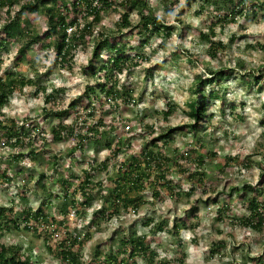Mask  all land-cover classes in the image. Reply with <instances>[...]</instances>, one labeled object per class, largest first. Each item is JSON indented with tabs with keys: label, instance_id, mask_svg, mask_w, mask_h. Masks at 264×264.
Here are the masks:
<instances>
[{
	"label": "rangeland",
	"instance_id": "374dc122",
	"mask_svg": "<svg viewBox=\"0 0 264 264\" xmlns=\"http://www.w3.org/2000/svg\"><path fill=\"white\" fill-rule=\"evenodd\" d=\"M147 2L151 12L169 24V36L162 30L139 35L134 26L140 21L137 9L130 15V26L122 27L120 32L117 29L119 11L106 8L94 26L95 32L72 49L71 61L66 64L53 63V48H34L27 52L28 61L22 58L20 66H17L13 57L18 41L0 49V72L12 71L18 75L23 70L32 79L31 84L9 95L7 104L2 107L4 115L1 118L15 117L20 126L32 132L41 127L50 132L60 119L67 123L74 118L76 111L69 108L68 103L79 96L87 84L96 80L89 68V59L97 30L105 31L109 40L125 43L130 56L139 55L136 57L138 65L118 74L120 83L116 87L122 92L125 88H132L131 99H120L117 106L100 105L90 93L87 100L79 101L77 109L80 113L78 120L85 118L87 123L77 125L73 135L45 143L44 148L57 155L56 166L40 151L28 161L17 162L12 158L11 155L19 150L25 152L30 147L38 148L39 141L27 142L20 148L7 147L0 139V166L9 162L14 180L12 183L0 182V205H7L13 199L17 216L23 207L35 209L52 191L58 193L59 197L51 196V203L46 204L45 208L46 212L57 214L61 207L71 206V202L70 196H62L61 188L50 180L51 176L79 175L82 168L91 164L94 167V180L113 177L116 175L114 159H109L105 168L101 167V162L109 154L106 143L116 141L117 134L121 132L124 138L117 153V157L121 158L137 152L145 141L166 128L179 125L182 127L173 132L174 138L164 146L166 154L173 155L176 150L179 153L185 148H195L193 155L202 154L204 157L206 188L203 185L196 187L194 179L188 180L184 174L173 170V178L182 182L183 191L177 198L169 197L164 192L161 199L152 198L148 190L145 193L146 201L137 210L121 208L119 215L99 222L94 212L101 204L99 196L104 188L97 187L89 205L80 203L79 194L73 195L78 202V211L71 207L63 221L67 225L62 228L70 234L87 237L80 247L81 260L84 261L93 257L97 249L106 254L115 251L122 246L120 240L124 235L135 232L146 235L154 251L153 264L160 261L163 264H256L264 259V226L254 230L237 217L246 212L242 188L245 184L257 185L255 192L264 199V187L259 181L264 160V9L257 8L255 14L246 9L242 14H235L234 19L216 22L214 38L222 40L226 47L219 48L216 56H210L206 51L208 42L200 31L208 32L214 15L217 17L227 12L226 9L211 0ZM18 7V4H14L12 10ZM4 11L5 8L0 9V24L5 20ZM34 18L35 28L42 30L46 25L43 12L39 10ZM110 52L111 49L105 48L98 58L92 59L91 64L98 68ZM210 68L223 69L224 76L220 79L214 77V81L205 87L206 95L214 89L216 96L208 100L199 126L192 129L184 126L193 121L187 113V102L192 96L196 78L209 76ZM51 90L55 100L66 109L67 114L61 118L51 112L47 116L42 109L45 105L49 106L44 95ZM166 101L174 104L175 109L167 119H163L161 110L166 108ZM84 105L87 108L97 106L93 116L87 114L88 109L84 110ZM99 116L105 119L121 116L123 120L130 121L119 123V127L109 132L104 131L98 141L85 139L82 148L76 149L75 143L80 134H85L86 126ZM144 124H151L153 132H149ZM214 151L216 155L211 154ZM237 154L245 161L234 157L230 159L231 163L224 165L228 155L232 157ZM185 165L193 170L195 168L191 161ZM220 168L224 169L220 171ZM17 169H21L20 174L16 172ZM41 173L45 176L42 177ZM20 188L25 189L24 196ZM246 192L251 194L253 190L246 188ZM225 202L230 209L219 211L218 208ZM174 221L181 224L179 234L171 232ZM160 222H163L164 230L156 228L155 225ZM183 222L195 225L183 227ZM0 235L3 240L21 246L40 264H63L44 245L42 231L38 228H12L2 231ZM218 241L221 243L213 253L211 244ZM256 257L261 259L257 260ZM136 264L147 262L137 257Z\"/></svg>",
	"mask_w": 264,
	"mask_h": 264
},
{
	"label": "trees",
	"instance_id": "16d2710c",
	"mask_svg": "<svg viewBox=\"0 0 264 264\" xmlns=\"http://www.w3.org/2000/svg\"><path fill=\"white\" fill-rule=\"evenodd\" d=\"M176 1V0H174ZM208 1V0H205ZM218 6L227 10L210 22L208 32L200 31V35L208 42L206 51L210 56H216L219 48H225L226 44L215 39L214 26L218 21L234 19L235 14H242L246 9H249L252 14L257 12V8L264 9V0H211ZM227 1V2H226ZM14 4H18L16 10H12ZM168 7V6H167ZM166 7V10H167ZM5 8V20L0 24V49L7 48L10 43L17 44L16 54L13 57V62L20 66L19 62L25 58L28 61V50L42 49L48 50L53 48L54 57L53 63L60 62L66 64L71 61L72 49L75 48L87 35L94 33V26L101 19L102 11L106 8H112L119 11L118 15V30L122 27H128L131 24L130 15L134 9L140 13V21L134 26L137 27V33L140 35L143 32H159L164 31L165 35L169 36L171 30L169 24L162 21L158 16L154 15L149 9L147 0H0V9ZM41 10L45 17V27L38 31L34 26V14ZM13 13L11 14V12ZM233 35H231L232 38ZM230 38V39H231ZM125 43L119 40H109L108 35L103 30H97V38L91 58L89 59V68L96 76L93 83L87 84L85 89L79 93V96L68 103V107L75 109V116L70 122H63L61 119L51 127L50 132H47L44 127L38 128L35 132L26 129L23 125H19L17 118H1L4 115L2 107L8 102L9 95L15 90H22L26 84H31L32 79L26 75L23 70L19 74L12 71L0 72V139L7 147L18 146L24 147L27 142H40L38 148L30 147L24 152L19 150L13 153L12 158L19 162L29 160L37 152H44L49 158L53 166L57 165V155L50 153L44 148L45 143L51 141L62 140L66 136L74 134L75 127L87 123V120L80 118L78 112V103L82 99H88L91 93L92 97L97 100L98 104H108L117 106L120 99H131L130 90L122 92L116 86L120 80L118 74L130 66L138 65L136 56H130L126 52ZM107 48L112 52L104 57L100 66L94 67L92 59L98 58L102 51ZM1 63V58H0ZM209 76L198 77L195 80V85L192 88V96L188 100V115L193 119L192 122L184 124V126L196 129L199 126V119L206 110V104L210 98L215 97V90L211 89L208 94L204 93L205 87L214 81V77L219 79L224 76L223 69H209ZM216 75V76H215ZM258 79V77H256ZM60 91V90H59ZM62 91V89H61ZM44 100L49 106H43L45 115L53 113L58 118L63 117L66 109L55 100L52 90L44 95ZM96 105L83 109H88L87 114L93 116ZM175 109V105L166 101V108L161 110L162 118L167 119L171 112ZM52 110V111H51ZM121 116H113V118L105 119L99 116L96 121L86 126V133L80 134V138L75 143V148H82V143L87 138H92L98 141L99 136L106 130L119 127V123H123ZM140 121L142 119L140 118ZM132 122V121H131ZM136 125L135 122H132ZM145 125V124H144ZM140 126V125H138ZM137 126V127H138ZM145 127L149 132H153L151 124H146ZM182 126H171L161 131L156 136L151 137L141 149L127 157H117L123 137L121 132L117 134V139L114 142H107L106 146L109 149V154L101 162V167H107V161L114 159L116 166V175L110 178L94 180V167L89 164L81 169L79 175L65 174L57 177H50L52 182L57 183L61 188L62 196L65 198L70 196L71 206H64L59 209L57 214L46 212V204L51 203L52 197H59L58 193H49L40 204L32 209L30 206L23 207L16 216V208L13 205V199L7 205H0V234L4 230L12 228L27 229L37 228L42 231V240L49 251L57 255L63 264H136L137 257H142L147 264H153V249L150 248L149 241L144 234H136L128 232L124 235L120 243L122 246L115 251L106 252L96 250L93 257L84 261L81 260L80 247L86 242L87 237H79L70 234L68 230L62 228L65 226L63 221L68 217L69 210L74 207L78 211V202L75 199V194L81 197L80 203L89 205L90 199L93 198L95 188H104L100 192L101 204L94 212V216L100 220H109L119 215L121 208L137 210L145 201L147 191H150L152 198L163 197V192L169 197H178L182 193V182L180 179H174L172 174L176 170L179 174H184L188 180L194 179L197 182L196 187L201 185L205 187L203 172L204 157L202 154L194 156L195 148H185L179 153L168 155L164 146L171 141L175 132ZM208 154V153H207ZM216 155V152H211ZM234 157L242 159L238 154L236 156L226 157L224 165L231 163ZM11 158V159H12ZM191 161L195 168L191 169L185 163ZM175 167V168H174ZM12 166L6 162L4 166H0V182L12 183L13 177L10 170ZM224 168H220L222 171ZM17 173H21V169H17ZM44 177L45 174L41 173ZM259 181L264 187V160L261 164L259 172ZM76 180L75 183L72 181ZM193 181V180H192ZM257 185L245 184L242 188L244 194V205L246 212L240 214L237 219L254 230H260L264 226V199L259 197L255 192ZM246 188L252 189L251 194H246ZM21 195L24 196L25 189L20 188ZM71 189V191H69ZM52 196V197H51ZM194 208V207H193ZM221 209L229 210L228 203H223ZM60 215V216H59ZM219 215V214H218ZM146 223V222H145ZM56 224V225H55ZM180 223L174 221L171 232L179 234ZM195 224L182 223L183 227H192ZM158 230H164L163 222L155 225ZM47 231V232H46ZM49 231V232H48ZM221 241L211 244V251L214 253ZM257 258V257H256ZM258 257L257 260H260ZM182 258H180V262ZM0 264H40L28 252H24L23 248L12 241L2 239L0 235ZM45 264V263H41ZM158 264H163L160 261ZM256 264H264V259Z\"/></svg>",
	"mask_w": 264,
	"mask_h": 264
},
{
	"label": "built area",
	"instance_id": "2783aa9c",
	"mask_svg": "<svg viewBox=\"0 0 264 264\" xmlns=\"http://www.w3.org/2000/svg\"><path fill=\"white\" fill-rule=\"evenodd\" d=\"M126 127H127V125H126Z\"/></svg>",
	"mask_w": 264,
	"mask_h": 264
}]
</instances>
